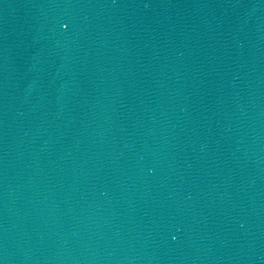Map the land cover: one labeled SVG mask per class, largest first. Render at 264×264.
<instances>
[{
    "label": "water",
    "instance_id": "95a60500",
    "mask_svg": "<svg viewBox=\"0 0 264 264\" xmlns=\"http://www.w3.org/2000/svg\"><path fill=\"white\" fill-rule=\"evenodd\" d=\"M0 264H264V0H0Z\"/></svg>",
    "mask_w": 264,
    "mask_h": 264
}]
</instances>
